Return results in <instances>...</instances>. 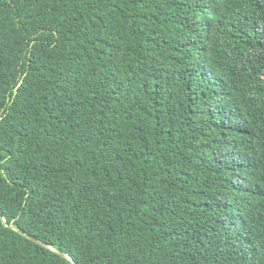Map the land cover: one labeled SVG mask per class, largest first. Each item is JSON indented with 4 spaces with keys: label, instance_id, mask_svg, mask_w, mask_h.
<instances>
[{
    "label": "trees",
    "instance_id": "trees-1",
    "mask_svg": "<svg viewBox=\"0 0 264 264\" xmlns=\"http://www.w3.org/2000/svg\"><path fill=\"white\" fill-rule=\"evenodd\" d=\"M0 264H264V0H0Z\"/></svg>",
    "mask_w": 264,
    "mask_h": 264
},
{
    "label": "water",
    "instance_id": "water-1",
    "mask_svg": "<svg viewBox=\"0 0 264 264\" xmlns=\"http://www.w3.org/2000/svg\"><path fill=\"white\" fill-rule=\"evenodd\" d=\"M31 240H33L35 243H37V244H39V245H41V246H43V247H45V248H49V249H51L49 246H47L45 243H43V242H41V241H39V240H37V239H34V238H31V237H29ZM51 250H53V251H55L54 249H51ZM62 257H64V258H66V259H68L69 261H72V259L68 256V255H66V254H61V253H59ZM73 262V261H72Z\"/></svg>",
    "mask_w": 264,
    "mask_h": 264
}]
</instances>
